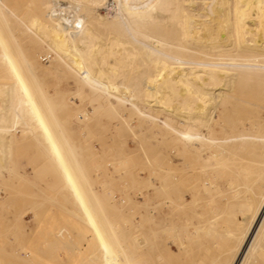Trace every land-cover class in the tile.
<instances>
[{
  "label": "rangeland",
  "instance_id": "1",
  "mask_svg": "<svg viewBox=\"0 0 264 264\" xmlns=\"http://www.w3.org/2000/svg\"><path fill=\"white\" fill-rule=\"evenodd\" d=\"M226 2H183L197 27L192 44H187L194 53L183 58L235 62L252 58L262 67H230L235 84L226 86L228 100L216 111L215 136L204 141L208 146L200 147L198 141L195 148L178 137L183 123L176 113L186 112H175L178 97L168 105L153 99L159 75L147 90L123 87L110 97L80 81L75 62L84 59L90 72L85 78L93 86L106 84L103 69H114L118 80L128 83L146 69H161L142 65L140 55L130 60L123 52L111 57L85 54L80 59L72 51L66 55L60 47L66 33L61 2L0 0L7 16L5 22L0 12V127H6L0 128V264H107L116 235L139 264L231 263L246 232L244 219L252 218L264 196V40L252 57L230 48L233 40L223 51L201 49L198 43L220 41ZM235 2L229 0L233 13ZM115 7V0H108L100 11L113 16ZM254 12L247 22H256L252 36L257 37L264 31V19L257 16V9ZM92 16H84L81 25L93 28ZM207 26L214 30L208 38L201 37ZM70 30L77 33L81 28ZM98 30L97 44H107L116 35ZM72 37L78 40L77 35ZM118 38L128 41L122 35ZM21 52L32 68L18 55ZM44 54L49 60H40ZM64 134L73 142L79 162L64 143ZM244 204L252 210H242ZM199 210L210 214L211 223L208 216L196 217ZM113 229L116 235L111 239ZM156 229L159 237L153 235ZM59 230L62 235H56ZM226 231L237 237L228 238ZM258 239L249 264H264V229ZM244 251L245 246L234 264Z\"/></svg>",
  "mask_w": 264,
  "mask_h": 264
},
{
  "label": "bare ground",
  "instance_id": "2",
  "mask_svg": "<svg viewBox=\"0 0 264 264\" xmlns=\"http://www.w3.org/2000/svg\"><path fill=\"white\" fill-rule=\"evenodd\" d=\"M54 1H57V3L61 2L60 3L61 7H64V10H65L60 18H61L62 23L66 25V33H63L64 41L60 44V47L62 51L65 52L66 55H69L71 51L74 52L75 56L78 55L77 56L78 58L81 56H84L85 54H87V57H88V54L92 55V53L93 55H96V54L106 55L107 54L110 56L111 54L115 55L120 52H123L126 54V57L130 60H133L134 57H136V55L138 56L140 55L142 56V57L139 56L141 58L140 60H142V65H145L146 67L149 66L152 68H159L162 70V72H158V70L150 71L146 69L144 72H142V75L140 77L133 76L134 78L131 79V81L128 83L125 80L119 81L118 78L116 77L118 76L119 73H116L114 69H111L108 71L103 69L104 73L106 72V79H105L106 84L100 85L98 83H95L93 86L92 84H90V82H87L85 78L86 77L85 75H89L90 72L89 70H87L84 64L85 63L83 61L84 59L81 58V60H76L75 62L76 65L79 66L78 68L80 69L79 70L80 73L78 74L80 81L86 82L88 85L94 87L95 89L101 91L105 95H108L111 97L112 95H116V96L119 95L118 91L123 87L125 88L128 87L129 90H131V92H139L143 90V88L147 90L149 85L151 84L152 78L155 75H159V83H158V86L156 87L153 99H155L156 97V100H158V103L159 101L162 102L165 100L166 102L165 104H167V101L171 100L173 96H176V98L178 97L179 99L178 101L179 103L177 106L174 105L175 110H176L175 112H178V111L182 112L181 109L186 110L184 114L176 113V115H178V118L180 119L179 121L183 123V128H177L178 137H180V140L182 143L186 142V144L195 145L197 144L196 142L199 141V143L201 144L200 147L204 148L205 145H207L205 144L206 141L213 140V136H215V132H216V129L214 127V121L216 120V116H215L216 111L218 110L220 103H225L226 105V101L228 100L227 98L229 97V93L228 91L225 90V88L226 86H228V84L230 85L235 84V78L233 77L235 73L230 70L231 66L236 68V70H241L242 68L255 69V68L262 67L261 64H258V62H255L252 58H249L243 62H235L234 58H230V59H233L234 61H227V60L221 61L222 58H218L220 59L219 61H216V59L209 60L208 58L203 59V60L202 59L197 60L194 57L183 58V54L190 55L194 53L188 48L189 46H187V44L188 45L192 44V42L190 41V38L193 35L192 33L196 31L197 29V27H195V24L193 23L194 21H192L191 15L185 12L186 7L183 4L185 0H115L117 4V8L115 7L116 10L113 16L112 15L109 16L108 14H105L103 11H100V7L104 6L108 0H63V1L54 0ZM64 1L66 2L65 5H63ZM227 2L229 6L227 5ZM227 2L225 4L227 5V7L224 8L225 13H223L225 17L224 21H226V23L225 25L221 24V27L223 29L218 34L220 35V41L218 42L215 41L212 43L210 42L211 43L210 45L207 43H198V46L201 49L203 48L205 50H208L210 48L212 50L223 51V49L227 48L226 46H228L227 42L233 40L231 43L232 45L229 46L230 48L234 47L238 49L239 51H241L242 53H245L246 55H250V57L255 56L256 55L255 51L258 50L259 49L258 47H261L263 44L264 31L262 35L258 34L257 37L252 36V34L254 33V26L256 25V22L249 23L247 22V19H249L252 16V12H254L255 9H257V12H256L257 16L261 20L264 19V0H237V3L235 2V7H234V10L236 11L235 13L232 12V6L231 4H229V0H227ZM5 10H6V7L3 4H0L1 16L3 15L2 16L3 20L7 22L6 21L7 16L5 15L6 12H4ZM210 11L214 12V9L211 7ZM230 12L231 14L233 13L236 15L235 19H233L230 16ZM91 15H93L92 19H94L95 20L94 22H96L94 27L92 26L93 28H89V27H84L83 25H81L83 21V17L91 16ZM255 17L256 16H254V18ZM74 27L75 28L80 27L81 30H78L77 33L74 30H70V29H74ZM99 28H102V31L106 34L114 33L116 35L107 39L108 41H110L107 44L105 43L97 44L95 43V41L99 39V30H98ZM213 30H214V27L207 26L206 34H201V37L208 38V33L212 32ZM2 31L3 29L1 30V32ZM72 34H75L78 36L77 41H75V39L72 37ZM120 35L125 36L128 39L127 43L121 42L119 40L118 36ZM11 36L14 41L18 40V39L15 40L16 38L14 39L13 33L11 34ZM4 39L6 40L5 42L8 44L9 43L7 41L8 38L3 37V40ZM24 54L25 53L23 52H21L20 54L18 53V55L22 56V58H24V61L27 62L26 64L29 66V68H32L29 59L26 58L25 57L26 54L25 55ZM15 62H17L16 58H15ZM129 65H133V61H130ZM142 67L143 66H141V68ZM217 87L219 88V90H217ZM154 103L155 101L151 103L150 105H154ZM0 128L1 130L3 128L5 130L6 127L1 126ZM203 129H206L207 132H204ZM63 138H64V143L68 147L71 155L75 157L76 155L74 153L76 151H73V148H74L73 142L70 140L67 134H64ZM193 147L197 148L196 145ZM184 149H186V147ZM223 151L224 150L222 148L220 152L222 153ZM77 158L78 157H75L74 159L76 160ZM214 159L215 161L217 160L216 157H214ZM207 161H204V162H207ZM225 161L223 160V164L225 163ZM226 164L224 165L226 166ZM216 165H218L217 167H219L220 164L216 163ZM216 165L214 167H216ZM221 165H222V161H221ZM179 169H182V168H179ZM202 169H205V168L202 167ZM177 170H173V171H177ZM167 177H168V180H170L171 177L170 178L169 176ZM161 188L163 189L165 187L163 186ZM98 202H101V201H98ZM101 203H100V207L102 208L103 205H101ZM258 203H259L258 204L259 207L257 206L258 209L253 214L252 218L248 216L250 218L249 221L244 219V222L247 225V228L245 227L246 232L244 234V237L241 241L239 248L235 252L233 251L234 252L233 258L230 264H234L238 260V257L240 255V252L243 246H245V251L243 252L241 259L239 260V262H237V264H249L248 261L251 260L250 257H252L253 251L257 249V246H259L258 245L259 243L258 235L260 231L264 229V196H263L262 201L261 202L258 201ZM244 205L242 206L245 208L241 207L243 208L242 210H245L246 212L247 211L249 212V210H252L250 205H247V206L246 205L244 206ZM229 209H231V207ZM222 214H224V211ZM148 217H150V215ZM209 223L211 222L209 221ZM61 230L63 231V229ZM59 231H58V234L56 235H62V233L64 232V231L63 232L62 231L59 232ZM113 231L114 233L116 232L114 229ZM231 231H226L227 233L226 235H228ZM110 232L111 231H109V233ZM157 232H159V230L154 231L153 235L155 234L157 235V237H159ZM115 235L116 233L112 235L113 237H111V239L114 238ZM153 235L151 233L150 237H152ZM233 235H236L235 232L234 234H232V236L228 235V238L229 237L233 238ZM116 236H117V239L116 238L113 239L115 240L114 241L115 244L109 247V259H108L107 264H139L137 261H134L131 254L127 253V251L124 250L128 245L125 248H123L122 239L119 240L120 238L118 237V235ZM150 237L148 238V240L150 239ZM236 237L237 235L235 236V238ZM116 240L119 241L121 245H117L118 243L116 244ZM152 243L154 242L152 241ZM144 245L143 247H145ZM133 249L135 250L136 248H131V250ZM145 250H147V248ZM157 261L160 262L158 258H157Z\"/></svg>",
  "mask_w": 264,
  "mask_h": 264
},
{
  "label": "crops",
  "instance_id": "3",
  "mask_svg": "<svg viewBox=\"0 0 264 264\" xmlns=\"http://www.w3.org/2000/svg\"><path fill=\"white\" fill-rule=\"evenodd\" d=\"M187 201H188V203H190L191 202V195L190 194H188V196H187ZM201 214H202V216H201ZM206 216H208V220L209 221H211V219H209L210 218V214L208 213L207 215H206V213L203 215V213H201L200 212V210L197 212V218L199 219L200 217H203L204 219L206 218ZM211 218H213V217H211ZM173 250L174 251H176L174 248H173Z\"/></svg>",
  "mask_w": 264,
  "mask_h": 264
},
{
  "label": "built area",
  "instance_id": "4",
  "mask_svg": "<svg viewBox=\"0 0 264 264\" xmlns=\"http://www.w3.org/2000/svg\"><path fill=\"white\" fill-rule=\"evenodd\" d=\"M57 11L60 13V11H62V9L57 8ZM40 60L41 61H47V60H49V56H47L45 54L44 55H41Z\"/></svg>",
  "mask_w": 264,
  "mask_h": 264
}]
</instances>
